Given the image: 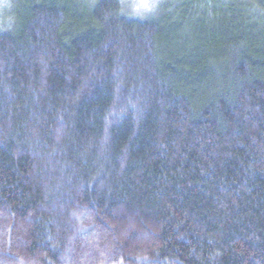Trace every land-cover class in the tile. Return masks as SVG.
Segmentation results:
<instances>
[{
	"label": "trees",
	"instance_id": "16d2710c",
	"mask_svg": "<svg viewBox=\"0 0 264 264\" xmlns=\"http://www.w3.org/2000/svg\"><path fill=\"white\" fill-rule=\"evenodd\" d=\"M9 3L0 264H264V0Z\"/></svg>",
	"mask_w": 264,
	"mask_h": 264
},
{
	"label": "clouds",
	"instance_id": "9594fccd",
	"mask_svg": "<svg viewBox=\"0 0 264 264\" xmlns=\"http://www.w3.org/2000/svg\"><path fill=\"white\" fill-rule=\"evenodd\" d=\"M5 8H11L12 4L9 2H5L3 4ZM162 6V0H134L133 3L128 4L127 7L131 9L129 15L134 16H145L158 13ZM121 11H124V8H121ZM12 18H8L7 26H12Z\"/></svg>",
	"mask_w": 264,
	"mask_h": 264
},
{
	"label": "rangeland",
	"instance_id": "374dc122",
	"mask_svg": "<svg viewBox=\"0 0 264 264\" xmlns=\"http://www.w3.org/2000/svg\"><path fill=\"white\" fill-rule=\"evenodd\" d=\"M10 0H1V3H0V10L2 11L3 10V8H4V6H3V4L5 3V2H9ZM126 3H127V5L128 4H131V3H133L134 2V0H124ZM174 1L175 0H162V6H161V8H160V10L158 11V13L165 7V9L167 8V7H170L172 4H174ZM130 9V8H129ZM131 10V9H130ZM158 13H155V15L156 14H158ZM151 15H154V14H151ZM151 15H145V16H151ZM179 33H180V31H179Z\"/></svg>",
	"mask_w": 264,
	"mask_h": 264
}]
</instances>
